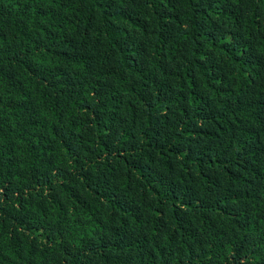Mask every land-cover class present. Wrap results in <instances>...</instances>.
<instances>
[{
  "label": "trees",
  "instance_id": "16d2710c",
  "mask_svg": "<svg viewBox=\"0 0 264 264\" xmlns=\"http://www.w3.org/2000/svg\"><path fill=\"white\" fill-rule=\"evenodd\" d=\"M0 264H264V0H0Z\"/></svg>",
  "mask_w": 264,
  "mask_h": 264
}]
</instances>
